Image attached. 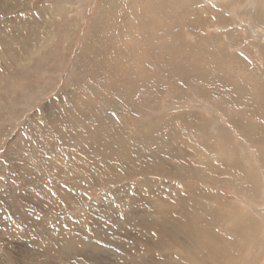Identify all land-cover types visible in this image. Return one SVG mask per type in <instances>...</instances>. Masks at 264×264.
<instances>
[{
	"label": "rangeland",
	"instance_id": "374dc122",
	"mask_svg": "<svg viewBox=\"0 0 264 264\" xmlns=\"http://www.w3.org/2000/svg\"><path fill=\"white\" fill-rule=\"evenodd\" d=\"M0 264H264V0H0Z\"/></svg>",
	"mask_w": 264,
	"mask_h": 264
},
{
	"label": "bare ground",
	"instance_id": "6f19581e",
	"mask_svg": "<svg viewBox=\"0 0 264 264\" xmlns=\"http://www.w3.org/2000/svg\"><path fill=\"white\" fill-rule=\"evenodd\" d=\"M262 107V106H261ZM262 110H263V108H262ZM227 135V134H226ZM225 134H224V132L222 131V132H220V137H218V139L221 141V138L222 139H224V140H226V136ZM171 136V135H170ZM180 137V139L182 138L181 136H179V135H177L176 136V138H179ZM175 139V138H174ZM204 140V139H203ZM207 140V139H206ZM203 142H205V140L203 141ZM207 142H209V141H207ZM207 142H206V144H207ZM212 142V141H211ZM228 142V141H227ZM230 142V141H229ZM217 143V142H216ZM216 145V144H215ZM126 149V148H125ZM165 150V149H164ZM164 152V151H163ZM240 153V152H239ZM169 155V154H168ZM166 158H168V157H166ZM166 167V166H165ZM9 168V167H8ZM166 169V168H165ZM160 170V169H159ZM158 170V171H159ZM206 196V195H205ZM217 200V199H216ZM219 200V199H218ZM217 200V201H218ZM221 200V199H220ZM225 200V199H224ZM224 200H222V201H224ZM220 202V201H219ZM218 202V203H219ZM216 203V202H215ZM218 203H216V204H218ZM213 204V203H212ZM225 204V203H224ZM219 206V205H218ZM218 206H216V207H218ZM220 206H221V204H220ZM219 206V207H220ZM196 208V207H195ZM159 216V215H158ZM156 218L157 219H155L153 222H150V223H147V229H145L146 230V232H147V236H148V233L149 232H151V234L149 235V237H151L154 241H150V240H148V242H149V245L151 246V247H154V248H157L158 249V247H159V245L161 244L160 242H162V243H165L166 241H168L172 236L171 235H174V232L172 231H170V229H169V227H168V223H167V217H165V220L166 221H164L163 222V220H162V218H160V217H157V215H156ZM197 219V218H196ZM146 220V219H145ZM147 220H149V218L147 219ZM188 223V222H187ZM134 224V223H133ZM183 225V224H182ZM185 225V224H184ZM186 226V225H185ZM154 228L153 230H154V232H152L151 231V228ZM187 228V227H186ZM210 228V227H209ZM182 229H184V228H182ZM177 230L180 232L181 230H179V228H177ZM94 231V230H93ZM183 231V230H182ZM188 234V233H187ZM148 237V238H149ZM152 244V245H151ZM81 245V244H80ZM84 245V244H83ZM144 249V248H143ZM88 253V252H87ZM94 259V258H93ZM151 261V260H150Z\"/></svg>",
	"mask_w": 264,
	"mask_h": 264
}]
</instances>
